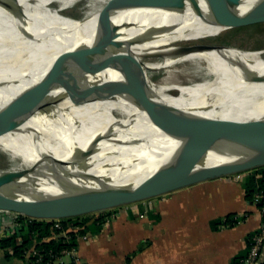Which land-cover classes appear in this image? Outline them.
Segmentation results:
<instances>
[{
    "label": "bare ground",
    "instance_id": "6f19581e",
    "mask_svg": "<svg viewBox=\"0 0 264 264\" xmlns=\"http://www.w3.org/2000/svg\"><path fill=\"white\" fill-rule=\"evenodd\" d=\"M0 0V105L19 103L21 96L37 86L61 53L74 51L89 40L68 39L58 27L74 29L111 25L129 29L131 35H145L160 30L178 0ZM245 17L253 0H238ZM38 11L42 22L52 28L37 32L38 26L14 30L12 13ZM51 12L55 16H47ZM75 12L77 19L67 13ZM53 17V18H52ZM40 18V16H39ZM65 19V20H64ZM66 20L72 23H66ZM178 30L175 37L161 38L159 49L139 60L137 68L144 74L147 91L144 98L173 107L183 114H208L211 120L200 125L183 127L178 134L188 142H205L221 136L255 133L264 127V52H245L235 48L204 47L185 50L165 45L187 35L197 39L203 31H221L207 26L195 17ZM194 20V21H192ZM55 27V28H53ZM58 30V31H57ZM32 31H34L32 33ZM35 32L36 35L34 34ZM62 36L59 44L49 39L50 33ZM34 34V35H32ZM39 34V35H38ZM59 40V39H58ZM254 65V66H253ZM249 67L243 84L241 73ZM134 81L116 70L90 73L81 78L72 90L74 102H63L42 119L43 137L53 142L62 137L77 136L83 146L111 132L124 128L132 133L144 130L164 137V113L150 115L133 100ZM176 93V94H175ZM225 96L232 100L222 108ZM211 111L205 112V110ZM29 126L32 125L29 123ZM28 126L0 132V151L10 168L6 171L26 172L28 177L49 176L39 187L11 184L9 188L24 194L49 197L53 188L50 181L69 190L86 189L118 183L124 180L147 178L174 163L171 150L160 147L133 145L124 141L112 149L86 154L67 149L63 153H44L32 144ZM148 132V133H146ZM143 139V138H141ZM4 171H0V175Z\"/></svg>",
    "mask_w": 264,
    "mask_h": 264
},
{
    "label": "water",
    "instance_id": "95a60500",
    "mask_svg": "<svg viewBox=\"0 0 264 264\" xmlns=\"http://www.w3.org/2000/svg\"><path fill=\"white\" fill-rule=\"evenodd\" d=\"M161 2L163 0L152 6L159 7L162 5ZM239 4L238 0H178L169 10L174 16L173 19H168L160 30L143 36L131 35L128 33L129 29L111 25L97 26L92 31L85 26L71 29L69 26L64 27L61 22L58 23V27L62 28L60 32L68 37L65 42L81 36L83 39L80 40H89L88 44L74 51L61 53L41 82L23 94L19 103L0 105V132L27 125L32 144L44 153H51L53 148L57 150L56 152L63 153L69 148L93 154L115 148L127 141L133 145L169 149L175 161L150 177L129 179L105 186L69 190L50 181L54 190L49 197L24 194L9 188L13 183L39 187L43 180L51 179L48 175L28 177L26 172L4 171L0 175V211L35 220L73 219L264 167V127L255 133L221 136L199 143L188 142L178 134L181 128L203 124L211 120V117L207 113L183 114L169 105L144 98L147 91L146 79L137 68L139 60L159 49V45H151L152 43L159 44L161 38L175 37L180 28L191 22L192 17H197L207 26H217L223 31L264 22V0H253L248 4L250 13L245 17L242 16L244 9L239 10ZM12 14L14 20H11V24L17 31L19 28L30 29L36 24L37 32H42L54 25L42 22V14L38 11L27 13L21 10ZM43 14L55 16L51 12ZM66 23L70 24L72 21L66 20ZM3 27L0 25V32L4 31ZM58 33L49 34V39L57 44L62 37ZM180 37L182 38L169 40L164 44L183 47L185 50L197 47L229 48L207 44L186 46L184 44L190 43L194 39L193 36ZM105 70H116L132 78L133 100L150 115L157 116L155 114L157 110L164 113L163 129L166 135L160 137L146 132L148 135L140 137L144 130L138 129L137 133H132L127 128H120L103 138L89 140L83 146L76 141L83 138L77 136L62 137L53 142L46 141L43 137L42 119L61 103L74 102L72 90L81 78ZM256 70L258 69L255 67H249L241 73L239 82L243 84L250 73ZM231 100V96H225L220 106L227 108ZM209 111L211 109L205 110L208 113Z\"/></svg>",
    "mask_w": 264,
    "mask_h": 264
},
{
    "label": "crops",
    "instance_id": "0c3cea01",
    "mask_svg": "<svg viewBox=\"0 0 264 264\" xmlns=\"http://www.w3.org/2000/svg\"><path fill=\"white\" fill-rule=\"evenodd\" d=\"M104 214L110 223L99 231L91 226L89 240L76 242L83 264H231L262 224L258 207L246 197L245 178L235 175ZM228 216L231 224L214 226ZM5 218L0 226L6 228L11 218ZM0 264L27 263L8 260L0 248Z\"/></svg>",
    "mask_w": 264,
    "mask_h": 264
},
{
    "label": "built area",
    "instance_id": "2783aa9c",
    "mask_svg": "<svg viewBox=\"0 0 264 264\" xmlns=\"http://www.w3.org/2000/svg\"><path fill=\"white\" fill-rule=\"evenodd\" d=\"M244 175L245 173H240L235 176L241 179L244 178ZM252 202L258 207L261 213L262 224L257 233H255V235L251 238L250 242L248 241L249 253L242 262L243 264H264V190L255 193ZM104 213L105 211L92 215H96L98 218L103 217V225H106L110 223L111 218L107 217ZM5 215H9V219L11 218L8 227L5 228L0 226V233L4 231L6 232L5 234H12L16 229H18L20 224H22L23 219L26 223H31L35 220L15 213L0 211L1 222L6 219ZM64 220H38L48 222L51 225V234L45 237L42 243H48L53 239L56 241L61 240L63 244L67 245V247L54 249L44 245L42 246V244L41 246H33L30 249H26L23 253L24 261L27 264H83L79 258L75 243L78 240H89V234L85 231L86 224H76L72 222L65 225L63 223ZM235 221H238V219H235ZM1 236L3 235L0 234V237ZM19 242L20 244L23 243L21 237H19Z\"/></svg>",
    "mask_w": 264,
    "mask_h": 264
},
{
    "label": "trees",
    "instance_id": "16d2710c",
    "mask_svg": "<svg viewBox=\"0 0 264 264\" xmlns=\"http://www.w3.org/2000/svg\"><path fill=\"white\" fill-rule=\"evenodd\" d=\"M245 174L246 197L248 200L252 201L255 193L264 190V167L254 169L252 171L246 172ZM95 216L96 215H86L83 217L66 219L63 221V223L65 225L72 222L76 224L83 223L86 224L85 231H87L91 226L96 227V229L99 231L102 228L104 219L103 217L95 218ZM230 222H232L231 216H228L225 221L214 222V226L217 228L220 225L231 224ZM50 227L51 225L45 221L34 220L31 223H26L23 219L22 224H20L19 228L16 229L12 234H6L0 237V248L5 252L6 258L8 260L13 258L24 260V251L36 245L41 246L42 244V246L44 245L54 249L67 247V245L63 244L61 240L56 241L53 239L48 243H42L43 239L51 234ZM254 235L255 234H252L249 237V242ZM19 237H21L23 240L22 244L19 242ZM248 253L249 244L246 252H243L235 257L231 264H243L242 261L247 257Z\"/></svg>",
    "mask_w": 264,
    "mask_h": 264
},
{
    "label": "rangeland",
    "instance_id": "374dc122",
    "mask_svg": "<svg viewBox=\"0 0 264 264\" xmlns=\"http://www.w3.org/2000/svg\"><path fill=\"white\" fill-rule=\"evenodd\" d=\"M67 14L77 19L81 18V16L77 15L75 12ZM195 44L221 45L243 50L245 52H264V22L218 32L206 30L203 31L197 39H193L190 43L184 45L189 46ZM10 167V164L6 161L5 155L0 151V171L8 170ZM245 177L246 174L244 175V178ZM4 233L3 231L0 234L3 235Z\"/></svg>",
    "mask_w": 264,
    "mask_h": 264
}]
</instances>
